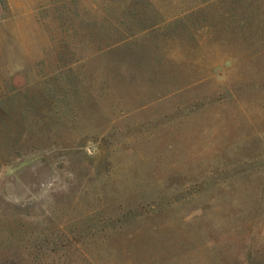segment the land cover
<instances>
[{
    "label": "rangeland",
    "instance_id": "obj_1",
    "mask_svg": "<svg viewBox=\"0 0 264 264\" xmlns=\"http://www.w3.org/2000/svg\"><path fill=\"white\" fill-rule=\"evenodd\" d=\"M0 264H264V0H0Z\"/></svg>",
    "mask_w": 264,
    "mask_h": 264
}]
</instances>
